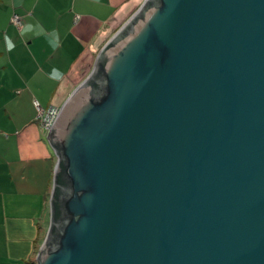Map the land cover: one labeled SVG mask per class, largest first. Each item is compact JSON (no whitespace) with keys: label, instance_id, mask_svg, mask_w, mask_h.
Here are the masks:
<instances>
[{"label":"water","instance_id":"95a60500","mask_svg":"<svg viewBox=\"0 0 264 264\" xmlns=\"http://www.w3.org/2000/svg\"><path fill=\"white\" fill-rule=\"evenodd\" d=\"M48 133L36 264H264V0H146Z\"/></svg>","mask_w":264,"mask_h":264},{"label":"crops","instance_id":"0c3cea01","mask_svg":"<svg viewBox=\"0 0 264 264\" xmlns=\"http://www.w3.org/2000/svg\"><path fill=\"white\" fill-rule=\"evenodd\" d=\"M145 1L0 0V264H36L51 227L58 159L33 103L61 108Z\"/></svg>","mask_w":264,"mask_h":264},{"label":"built area","instance_id":"2783aa9c","mask_svg":"<svg viewBox=\"0 0 264 264\" xmlns=\"http://www.w3.org/2000/svg\"><path fill=\"white\" fill-rule=\"evenodd\" d=\"M11 24L18 30L22 28V21L17 15H14L11 18ZM33 105L38 113L37 117L41 127L49 132L57 116L59 115L60 108L50 106L46 109H42L37 102H34Z\"/></svg>","mask_w":264,"mask_h":264},{"label":"clouds","instance_id":"9594fccd","mask_svg":"<svg viewBox=\"0 0 264 264\" xmlns=\"http://www.w3.org/2000/svg\"><path fill=\"white\" fill-rule=\"evenodd\" d=\"M30 29H31V25L28 26V29L27 30H30ZM41 31H42V29H41ZM13 47H14V45L11 43V41H9L8 44H7L8 51H12ZM59 76H60L59 71L56 70V69H53V71L51 73V78L52 79H58Z\"/></svg>","mask_w":264,"mask_h":264},{"label":"trees","instance_id":"16d2710c","mask_svg":"<svg viewBox=\"0 0 264 264\" xmlns=\"http://www.w3.org/2000/svg\"><path fill=\"white\" fill-rule=\"evenodd\" d=\"M57 183H58V181H57ZM53 217H54V219L57 218V208L56 207L53 210Z\"/></svg>","mask_w":264,"mask_h":264},{"label":"rangeland","instance_id":"374dc122","mask_svg":"<svg viewBox=\"0 0 264 264\" xmlns=\"http://www.w3.org/2000/svg\"><path fill=\"white\" fill-rule=\"evenodd\" d=\"M96 57H97V55L95 56V60H96ZM95 60H94V62H95Z\"/></svg>","mask_w":264,"mask_h":264}]
</instances>
